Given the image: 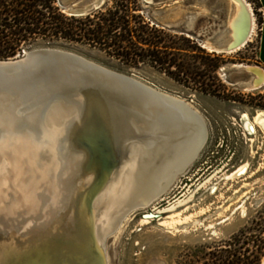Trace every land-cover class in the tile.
Wrapping results in <instances>:
<instances>
[{"label": "rangeland", "instance_id": "rangeland-1", "mask_svg": "<svg viewBox=\"0 0 264 264\" xmlns=\"http://www.w3.org/2000/svg\"><path fill=\"white\" fill-rule=\"evenodd\" d=\"M166 1L178 2L171 6V15L164 12L163 0H142L141 12L166 28L172 45L181 47L180 53L201 69L204 61L219 63L221 95L203 92L195 81H178L156 65L128 67L98 46H54L111 69L134 73L156 88L186 99L201 112L208 126L207 142L188 169L162 196L131 212L107 236V264H226L225 259L236 249L235 258L242 259L236 264L258 258L259 264H264V114L255 119L260 110L264 111V84L248 89L245 82L252 79V74L235 67L250 64L264 69L258 58L260 28L254 1L247 0L256 17L255 31L244 46L231 53L207 46L209 42L223 45L228 41L229 22L235 11L228 0ZM113 3L105 0L102 7ZM58 4L65 11L64 3L58 0ZM192 15L195 18L189 19ZM179 35L189 40L179 41ZM41 46L52 45L38 43L17 56ZM246 120L254 123V133L246 130ZM77 136L73 142L89 154L75 141ZM92 162L89 154V165ZM243 164L248 165L245 172L233 176ZM238 235L240 242L229 246ZM227 247L228 252L223 249Z\"/></svg>", "mask_w": 264, "mask_h": 264}, {"label": "bare ground", "instance_id": "bare-ground-1", "mask_svg": "<svg viewBox=\"0 0 264 264\" xmlns=\"http://www.w3.org/2000/svg\"><path fill=\"white\" fill-rule=\"evenodd\" d=\"M228 2L235 9L228 41L223 45L209 42L207 46L231 53L248 42L256 21L247 0H242L244 5L238 0ZM232 43L239 44L229 48ZM235 67L253 71L252 79L245 82L248 89L264 84L263 68L250 64ZM148 105L146 111L130 104L120 112L111 113L108 108L111 119L121 117L116 140L125 138L128 144L119 165L101 181L94 162L89 165L86 149L73 142L80 127L76 121L82 119L77 104L75 107L73 103L55 101L17 124L0 126V228L9 230L10 256L17 260L29 244L39 249L44 239L52 238L65 243L78 264L108 263L107 236L134 206L148 205L168 186L198 147L203 134L200 122L181 106L169 102L160 108ZM262 114L264 111L260 110L255 119ZM245 128L249 133L255 132L254 123L249 120ZM247 166H239L232 175L243 174ZM95 182L99 183L96 187ZM37 235L40 245L33 244ZM70 238L73 243L67 242ZM32 250L31 246L28 251Z\"/></svg>", "mask_w": 264, "mask_h": 264}, {"label": "water", "instance_id": "water-1", "mask_svg": "<svg viewBox=\"0 0 264 264\" xmlns=\"http://www.w3.org/2000/svg\"><path fill=\"white\" fill-rule=\"evenodd\" d=\"M145 1L150 3L154 0ZM238 1L243 3L242 0ZM59 3H64L65 11L71 15H85L100 9L105 0H59ZM244 9L249 14L246 6ZM236 45L232 43L229 48ZM236 68L254 74L246 67ZM61 100L80 107L82 119L76 121L80 127L75 141L89 151L95 167L99 169L100 181L119 165L121 154L128 144L125 138L120 142L116 140L122 126L121 117L117 120L111 119L108 108L112 109L111 113L113 110L120 112L123 106L130 104L135 109L137 107L146 111L148 104H153V108H160L159 105L169 102L181 106L200 122L203 134L198 147L168 186L154 196L150 203L162 196L177 177L188 169L208 139L207 122L198 109L186 99L160 90L134 73L111 69L74 51L54 46H41L24 51L20 56L0 59V126L17 124L34 111L43 110ZM111 120H114L116 126H112ZM98 184L95 182V187ZM144 206L146 204H138L132 212ZM8 233L9 230L0 228V264H78V260L70 255L71 249L65 248V243L52 238L44 239L39 249L29 244L15 260L7 251L10 246L7 243L10 237ZM36 238L33 243L35 245L39 243L40 236L37 235ZM67 242L73 243L74 239L70 238ZM31 246L33 250L30 252L28 250ZM93 249L99 253L94 246ZM34 256L38 258L35 259Z\"/></svg>", "mask_w": 264, "mask_h": 264}, {"label": "trees", "instance_id": "trees-1", "mask_svg": "<svg viewBox=\"0 0 264 264\" xmlns=\"http://www.w3.org/2000/svg\"><path fill=\"white\" fill-rule=\"evenodd\" d=\"M253 1L261 28L262 4L260 0ZM141 11L142 0H114L113 5L85 15L66 13L58 0H0V59L15 57L38 43L52 46L84 43L100 47L128 67H139L142 63L156 65L178 81L189 84L195 81L203 92L221 95L219 63L210 58L201 69L180 53L181 47L172 45L166 28L148 20ZM177 37L179 41L189 40L184 35ZM240 240L241 235L234 237L229 246ZM228 248L223 249L228 252ZM237 252V249L231 252L224 263L242 262L240 257L235 258ZM259 260L245 264H259Z\"/></svg>", "mask_w": 264, "mask_h": 264}, {"label": "crops", "instance_id": "crops-1", "mask_svg": "<svg viewBox=\"0 0 264 264\" xmlns=\"http://www.w3.org/2000/svg\"><path fill=\"white\" fill-rule=\"evenodd\" d=\"M158 1L159 0H154L153 2H158ZM260 2L262 4L261 10H262V13H263V24H262V27L260 28L261 34H260V38H259L258 58H259V62L261 63V65L264 67V0H260ZM177 3H178L177 1L176 2L174 1V3H169L166 0H163L164 12L165 13H170V15H171L173 13V11H171V9H172L171 6H173L174 4H177ZM194 18H195V15H192V17L189 16V19H194ZM177 19H179V18H177ZM255 21H256V17H255Z\"/></svg>", "mask_w": 264, "mask_h": 264}, {"label": "built area", "instance_id": "built-area-1", "mask_svg": "<svg viewBox=\"0 0 264 264\" xmlns=\"http://www.w3.org/2000/svg\"><path fill=\"white\" fill-rule=\"evenodd\" d=\"M260 28V27H259Z\"/></svg>", "mask_w": 264, "mask_h": 264}]
</instances>
